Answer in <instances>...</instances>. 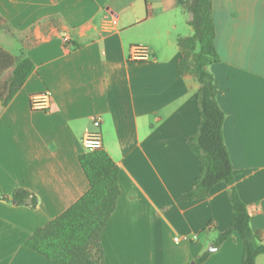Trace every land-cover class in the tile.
<instances>
[{"label":"crops","instance_id":"obj_1","mask_svg":"<svg viewBox=\"0 0 264 264\" xmlns=\"http://www.w3.org/2000/svg\"><path fill=\"white\" fill-rule=\"evenodd\" d=\"M211 14L219 60L209 70L223 138L250 227L264 240V0H211ZM0 18V49L34 63L0 110V264H58L23 242L87 191L77 156L94 117L119 166L120 194L101 237L104 264H189L204 251L200 264H241L237 232L214 244L233 217L228 186L179 198L201 168L185 140L200 121L198 83L177 69V39L193 33L183 3L0 0ZM133 44L152 58L128 59ZM43 91L50 107L31 108V95ZM16 187L36 205L10 200Z\"/></svg>","mask_w":264,"mask_h":264},{"label":"trees","instance_id":"obj_2","mask_svg":"<svg viewBox=\"0 0 264 264\" xmlns=\"http://www.w3.org/2000/svg\"><path fill=\"white\" fill-rule=\"evenodd\" d=\"M189 13L187 23L193 33L177 39L181 55L177 63L180 74H191L198 83L196 90L200 121L196 131L185 138L189 149L198 158L201 168L181 200L192 201L208 196L210 189L223 182L233 217L229 225L214 240L221 244L233 232L243 242L241 264H256V257L264 253V240L249 224V213L234 184L235 173L224 142L222 125L224 113L216 95L218 92L209 66L219 60L214 45V26L211 0H180ZM1 20V18H0ZM5 29H8L3 24ZM34 69L26 56L18 58L0 49V110L8 104ZM89 187L72 205L35 229L23 242L24 246L58 264H104L101 237L105 224L115 209L120 194L118 164L100 147L77 156ZM10 200L16 205L34 207L35 195L16 187ZM204 251L194 259L200 264L208 255Z\"/></svg>","mask_w":264,"mask_h":264},{"label":"built area","instance_id":"obj_3","mask_svg":"<svg viewBox=\"0 0 264 264\" xmlns=\"http://www.w3.org/2000/svg\"><path fill=\"white\" fill-rule=\"evenodd\" d=\"M152 58V53L143 44H133L129 48L128 59L130 60H149ZM30 106L35 110H47L50 107V96L47 91L36 93L30 97ZM100 118H92L93 129L87 130L81 141L85 151H91L102 147V135L100 130Z\"/></svg>","mask_w":264,"mask_h":264},{"label":"rangeland","instance_id":"obj_4","mask_svg":"<svg viewBox=\"0 0 264 264\" xmlns=\"http://www.w3.org/2000/svg\"><path fill=\"white\" fill-rule=\"evenodd\" d=\"M212 248H214V245L209 246V250L212 249ZM191 263H189V264H191ZM193 264H195V262H193Z\"/></svg>","mask_w":264,"mask_h":264},{"label":"water","instance_id":"obj_5","mask_svg":"<svg viewBox=\"0 0 264 264\" xmlns=\"http://www.w3.org/2000/svg\"><path fill=\"white\" fill-rule=\"evenodd\" d=\"M214 248H216V246L214 245ZM210 250H212V249H210ZM191 264H193V262L191 263ZM196 264V263H195Z\"/></svg>","mask_w":264,"mask_h":264}]
</instances>
